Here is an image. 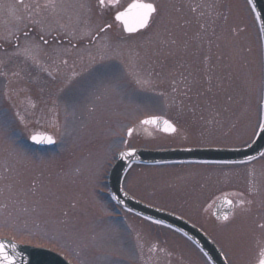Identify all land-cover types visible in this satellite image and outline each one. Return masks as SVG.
Listing matches in <instances>:
<instances>
[{
    "label": "rangeland",
    "instance_id": "obj_1",
    "mask_svg": "<svg viewBox=\"0 0 264 264\" xmlns=\"http://www.w3.org/2000/svg\"><path fill=\"white\" fill-rule=\"evenodd\" d=\"M131 1L51 0L36 39L20 36L18 47L11 26H0V237L73 264H210L177 230L118 207L107 174L126 147L233 146L254 138L264 85L257 19L249 0H144L156 12L144 29L126 34L108 15ZM152 115L176 130L140 123ZM38 131L53 134L55 144L30 143ZM122 185L206 228L229 264L258 263L264 155L239 169L133 163ZM223 190L245 201L218 225L207 210Z\"/></svg>",
    "mask_w": 264,
    "mask_h": 264
},
{
    "label": "water",
    "instance_id": "obj_2",
    "mask_svg": "<svg viewBox=\"0 0 264 264\" xmlns=\"http://www.w3.org/2000/svg\"><path fill=\"white\" fill-rule=\"evenodd\" d=\"M254 7L256 8L262 30L263 45H264V2L263 0H251ZM143 2L134 0L129 3L120 12H128L126 17L128 24L135 25V15L137 10H129V6ZM147 3V2H145ZM115 14V19H116ZM117 20V19H116ZM122 24L123 29L126 33H133L143 28H137L136 31L128 32L125 30V24L122 20H117ZM147 26V25H146ZM145 26V27H146ZM144 27V28H145ZM165 121L170 123L175 129V126L166 118L162 116L149 117L142 120V124L154 126L156 129L163 133H173L174 131H165L167 127ZM262 122H264V100H263V115ZM40 137H51L52 143H36L39 145H51L54 143V138L48 133H35ZM32 135V136H33ZM31 140V137H30ZM32 141V140H31ZM34 142V141H32ZM35 143V142H34ZM264 146V127H261L259 133L252 144L244 148H183V149H165V150H148V149H130L122 151L115 164L109 172L108 182L109 188L115 199L123 206L128 209L145 216L147 218L162 222L169 226L179 229L185 233L188 237L194 240L198 246L207 254L212 264H227L220 254L219 249L205 234L198 230L194 225L168 211L147 205L135 199L134 197L127 194L121 188V179L127 168V166L133 162H144V163H158L168 162L180 159L193 160V159H208V160H243L252 157L259 153ZM130 153V154H129ZM223 217V216H221ZM0 243H4L6 251L10 256L14 257L13 264H71L65 258L59 254L42 247H35L31 245L18 244L7 238H0ZM11 245H15L12 248Z\"/></svg>",
    "mask_w": 264,
    "mask_h": 264
},
{
    "label": "flooded vegetation",
    "instance_id": "obj_3",
    "mask_svg": "<svg viewBox=\"0 0 264 264\" xmlns=\"http://www.w3.org/2000/svg\"><path fill=\"white\" fill-rule=\"evenodd\" d=\"M51 0H0V26L3 24H6L7 26H11V30L14 31V34L12 36L13 40V46L18 47V40L20 36L24 37H32L36 39L37 33H36V27H37V21L38 17L43 18L46 17V11L47 7L50 5ZM52 3V2H51ZM108 18H113V16L108 15ZM45 20V19H44ZM46 24V23H45ZM109 27V25H106ZM119 27V25H117ZM106 28V27H103ZM25 29V30H24ZM104 30V29H102ZM98 34H93L90 41H85L84 43L86 45H89L90 42L93 44L96 42ZM31 37V38H32ZM66 38H63V41H65ZM61 43V42H60ZM13 47V48H14ZM97 47V46H95ZM93 48V47H92ZM95 49V48H93ZM2 76V74H0ZM250 142V141H249ZM248 142V143H249ZM247 144V143H246ZM245 145V144H243ZM243 145H233V146H219V145H194V146H176L175 148L180 147H242ZM264 155V151L261 155H258L254 158L245 160V161H223V160H194V161H178V162H191V163H211V164H219L223 165L225 167L229 166H237V169L245 163L252 162L253 160H256L258 158H261ZM210 171V170H209ZM212 174V173H211ZM220 178V177H218ZM239 191L234 190H223L218 193V196H216L214 199H212L209 202L207 215L211 222L215 224H223L225 222H231L232 217L234 216V212L237 208L242 206L244 204L243 199L239 196ZM220 199H224L219 204L217 202ZM226 202L231 206V211L229 215L227 216V219H219L216 216H219L224 212V202ZM216 214V215H214ZM193 224H195L199 229H201L206 235H208L216 244L219 245V243L216 241L212 233H210L206 228H203L195 221L190 220ZM180 233V232H179ZM192 242V241H191ZM193 243V242H192ZM194 244V243H193ZM195 245V244H194ZM221 247V246H220ZM264 258V250L260 254L259 261ZM259 261L257 264H259Z\"/></svg>",
    "mask_w": 264,
    "mask_h": 264
},
{
    "label": "snow or ice",
    "instance_id": "obj_4",
    "mask_svg": "<svg viewBox=\"0 0 264 264\" xmlns=\"http://www.w3.org/2000/svg\"><path fill=\"white\" fill-rule=\"evenodd\" d=\"M101 6L104 5L105 0H99ZM137 10L135 15V25H129L126 19L128 12H120L117 13L116 19L124 21L125 30L128 32L136 31L137 28H144L148 22L150 17L156 12V8L152 3H145V2H137L129 6V10ZM167 127L164 129L165 131H174L175 129L172 127L170 123L165 121ZM261 127H264V122H262ZM131 132V130H129ZM31 140L35 143H52L51 137H40L37 135L31 136ZM130 154V153H129ZM227 219V217H225ZM12 248H15V245H11ZM14 257L10 256L9 253L5 249L4 243H0V264H13ZM259 264H264V258L259 261Z\"/></svg>",
    "mask_w": 264,
    "mask_h": 264
}]
</instances>
